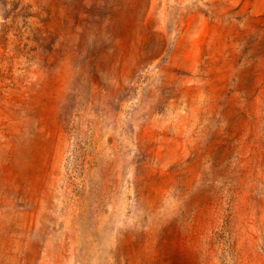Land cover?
I'll use <instances>...</instances> for the list:
<instances>
[{"label": "rangeland", "instance_id": "rangeland-1", "mask_svg": "<svg viewBox=\"0 0 264 264\" xmlns=\"http://www.w3.org/2000/svg\"><path fill=\"white\" fill-rule=\"evenodd\" d=\"M0 264H264V0H0Z\"/></svg>", "mask_w": 264, "mask_h": 264}]
</instances>
